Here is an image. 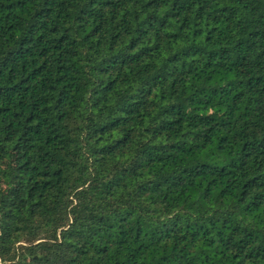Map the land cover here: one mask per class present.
<instances>
[{
    "label": "trees",
    "instance_id": "16d2710c",
    "mask_svg": "<svg viewBox=\"0 0 264 264\" xmlns=\"http://www.w3.org/2000/svg\"><path fill=\"white\" fill-rule=\"evenodd\" d=\"M0 264H264V0H0Z\"/></svg>",
    "mask_w": 264,
    "mask_h": 264
}]
</instances>
